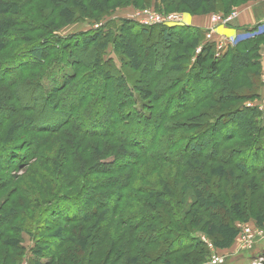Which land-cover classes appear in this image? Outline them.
Listing matches in <instances>:
<instances>
[{"label": "trees", "instance_id": "trees-1", "mask_svg": "<svg viewBox=\"0 0 264 264\" xmlns=\"http://www.w3.org/2000/svg\"><path fill=\"white\" fill-rule=\"evenodd\" d=\"M9 1H14V5L0 0V171L5 172L3 157L14 154L21 146L28 156L22 158L25 162H20L19 168H32L27 170L31 178L25 182L23 177L20 187L24 188L22 192L19 189L17 206L7 217L0 214V264L21 261V249L8 235L16 237L14 225L20 227L32 214L37 215L33 229L37 246L30 253H41V259H48H30L27 264H177L173 257L184 253L188 264H203L207 244L196 238L186 244L182 237L181 224L190 213L195 212L189 223L203 216L217 230L222 226L216 219L225 220L226 212L257 210L264 214V117H260L264 98L259 93L263 89L261 71L252 55L253 46L263 43L264 35L240 42L216 58L214 44H204L206 31L189 26L146 28L121 19L124 22L120 27L114 21H105L89 34L66 37H59L56 27L40 28L45 38L22 40L33 42V46L26 54L19 51L9 56L4 50L18 45L20 35L26 34L9 28L22 25L18 22L19 10L28 4L35 6L40 0ZM53 1L62 7L69 2ZM74 1H79L81 7L73 13L85 15L81 21H91L93 12L103 14L98 18L106 16L104 7L112 0ZM162 1L165 9L190 7L185 0ZM247 1L194 0L191 13L200 11L205 16L218 10L226 16ZM139 2L147 5L150 0L134 1ZM49 8L43 7L44 18ZM9 9L12 13H8ZM132 25L140 32L130 33ZM152 29L159 30L163 42H170L180 32L193 34L198 37H193L194 42L202 45L201 52L187 59L180 54L170 57L172 50L154 58L148 39L142 46L128 39L148 37ZM111 34L113 37L108 40ZM186 37L184 40L190 38ZM48 38L63 43L59 58L52 65L65 68L60 76L61 86L54 85L46 95L39 76L32 82L23 73L25 69H18L24 62L31 66L46 64L50 56L43 44ZM184 40L180 39L174 49L181 48ZM75 41L81 43L71 44ZM130 44L132 53L144 51L139 57L142 59L136 58L138 63L132 60L131 66L130 61L123 59L125 53L133 59L125 51ZM110 46L120 67L108 57ZM160 60L169 65L168 70H156ZM128 67L138 73L133 82L140 89L132 87L138 97L136 102L128 97L129 80L134 76ZM13 70L18 72L9 78ZM149 70L156 72L150 86L144 89L143 79ZM181 82L190 83L191 89L181 86L174 98L175 110L181 109L180 113L165 109V115L161 111L152 116L153 102L165 104L167 93ZM22 87H28L26 105L16 96ZM252 100L261 101L262 112L245 106L246 101ZM146 101L152 105H145ZM208 102L211 103L205 105ZM97 103L101 106L93 108ZM134 104H138L136 109L132 108ZM145 110L149 113L144 114ZM189 113L191 117L183 120ZM162 116L164 120L168 118L167 124L159 122ZM37 120L44 122L29 126ZM173 121L177 123L172 124ZM187 128L195 132L193 141L182 137ZM241 130L249 131L248 143L239 150L224 149ZM36 133L41 136L35 140L23 139ZM216 134L220 141L210 143L209 137ZM244 178L253 181L243 183ZM5 184L0 182L1 190ZM223 195L230 199L231 211L214 207L223 204ZM49 204L51 208L46 207ZM40 246L45 250L40 252Z\"/></svg>", "mask_w": 264, "mask_h": 264}, {"label": "rangeland", "instance_id": "rangeland-1", "mask_svg": "<svg viewBox=\"0 0 264 264\" xmlns=\"http://www.w3.org/2000/svg\"><path fill=\"white\" fill-rule=\"evenodd\" d=\"M4 1L8 2V3H6L8 5H11V6L14 5V1H9V0H4ZM103 1L104 0H100V2H103ZM134 1L135 0H112V1H109L108 3H106V5L104 7V9L105 8L107 9L106 16H102L103 18L102 17L98 18L99 14L100 15H103V14L99 13V12H93V14L90 16L91 21L90 20L81 21L82 17H84L85 15H80L78 13L75 14L76 11L81 7V3L79 1H78V4H76V1L69 0V2L66 5L67 7L66 6L62 7V5L58 6V5H56V3H54L53 0L50 2H48V0L47 1L46 0H40V1L35 2V6L28 4L24 8H22V9L20 8L21 10H19L20 18H19L18 22H21L22 25H20V26L18 25V26L9 28L12 31L14 30V31L26 32V34L24 35L25 37H22V35L19 34L21 37L19 39L20 41L18 42L19 44L14 45L9 49L4 50V53L9 54V56H11V55L13 56L15 54H18L19 51L21 52V54L22 53L26 54V52H28L30 50V48L33 46V42H23L22 40H27V39H29V37H32L34 39L37 38L38 40H41V36H44L43 34H45V33L44 32L40 33L41 32L40 28H45L47 26H52V27L58 28V30H59L58 33L60 32L58 34V35H60L59 37H62V36L66 37V36H70L73 34L76 35V33H81V32L85 33V34H89V32L91 33L93 30L96 31L95 29L101 28L100 27L101 24L103 23V25H104L105 21H107V22L108 21L109 22L114 21L115 24L120 27L121 22H124V21H120L121 19H129L130 20L132 14L139 13L142 11H153L154 13L159 14V15H163V14L180 15L184 19L192 18L193 16H202V13H199L200 11H196V12L194 11L195 13H191L192 9L194 10V8L192 7L194 5L192 3L194 0H185L186 3L190 7L185 5L187 8L179 7V9H177V10L176 9H165V6H162V3H163L162 0H150V2L147 5L143 4L142 2L134 3ZM136 1H140V0H136ZM182 1H184V0H182ZM263 3H264V0H249L246 3L238 6L235 9H233L231 11V13L236 12L237 16H239V14L241 13L242 7H245L246 5L247 6H249V5L253 6L254 5L253 6V7H255L254 11L257 14V13H260L261 10L263 9V6H262ZM47 5H49L50 8L48 9V11H46L47 12L46 17L48 16L46 19V17L44 18V16H43L42 9L44 6H47ZM84 5H87V3H84ZM57 8H58V10L60 9L61 11L60 12L55 11L56 12L55 13L54 10ZM86 11H87V13L89 12L88 10H86ZM73 12H75V13H73ZM8 13H12V10L9 9ZM206 14L209 15V22H211V26H214V23L211 20L212 16H221L222 15L219 13L218 10L212 11V13H206ZM30 18H32L33 21H31ZM79 21H81V22H79ZM221 26H223V25H221ZM33 28L35 30L32 33H29L30 31L33 30ZM129 30H130V33H132L131 31H133L135 33L140 32L139 28L135 25L130 26ZM134 34H132V35H134ZM148 35H149L148 37L143 36L142 38H141V36H136L134 38H133V36H130V37H128V39H134L135 44H139V45L141 44V46H142L143 42L145 41V39H148V41H150L149 48L151 50H153V52L155 53L154 58H156L157 55H163L164 53L169 54L172 50L173 51L171 52V54H169L170 57L172 55L180 54L181 58H187V59L189 58V56L193 57V55L201 52L200 49H201L202 45L201 44L198 45L197 43L194 42L193 37H195V36H192L193 34L187 35V33L185 34V33L180 32V33H178V36L172 37L173 39L170 42H163L162 35H161V33H159L158 29L150 30ZM186 36H189L190 38H188L187 40H184L187 38ZM7 37H5V38H7ZM111 37H113V34L107 36V39L110 40L109 38H111ZM43 38H45V36ZM196 38H198V37H195V39ZM180 39H183L184 42H183L181 48H178V50H176V49H174V47H175V45L178 44ZM44 40H45V43L43 44V47L46 49V51L48 53L47 56H50L49 59L47 58L46 64L43 66H36V65L31 66L30 64H26V62H24V64H23L24 66L23 67L20 66L18 70L25 69L23 73H25L27 78L29 79V81H32V82L36 78L38 80V76H39L41 78V79H39L40 80L39 82L41 85H43L46 95H48L50 90L52 89V87L54 85H57L58 87L61 86L60 76H62V73H63V70L65 67L62 65H58V66L52 65V61L59 58V55H58L59 47H62L63 43L61 44V43L55 41V39L52 41L50 38L44 39ZM76 42L77 41L72 42L71 44H75ZM77 43H81V41H78ZM128 47H129V49H128ZM132 47L133 46L131 44L127 45L125 51L127 53H129L130 57H132L133 59H130L126 53L124 54L125 58H123L124 62L128 63L130 61V66L132 65L133 61L134 62L136 61V58L142 59L139 57L142 56V52H144V51L137 52V50H136L135 52L132 53V51H131ZM187 48H190L191 50L186 51L185 49H187ZM253 48H254L253 49L254 51H253L252 55H254V59L259 66V69H260L259 73H260L261 64L259 65V62H260V57L263 53L264 42L261 43L259 46L254 45ZM134 50H135V48H134ZM113 53H114V51H113L112 47L110 46L109 49H107L108 57H110L111 59L113 58L117 67H120L119 60H118L117 56L114 55ZM22 61H25V60H22ZM138 62L139 61H136V63H138ZM155 67H156V70L158 72H162V70L164 68H165V70H168L169 65H167L165 63V61L163 62V60H160ZM18 70L17 71L13 70L8 75V77L12 78L15 75V72H18ZM156 70L155 71L149 70L150 72L147 71V73H145V78L143 79V82H145L146 85L144 86L141 84L144 87V89L148 88L150 86V84H151L150 80L153 79V75L156 72ZM128 71L130 72L131 76L134 75L132 77V79L129 80L130 83L128 84L129 86H128V90H127L128 97L131 98V100L136 102V100H138V97H137L136 92L132 89V87L136 88L137 90L140 89L139 87H137V83H135L136 81L133 82V80H136V78H138V73L133 72V69H131L130 67H128ZM85 72H86V70H85ZM100 83L103 84L102 81H100ZM156 84H157V82L155 83V85ZM183 84H184L183 82L179 83V85L175 86V88L173 90H171L170 92L167 93V95H166L167 97H165L166 100H165V98L163 99V101L164 100L166 101L165 104H161L162 102L155 104V102H153L154 110H151L153 113L152 116H154V115L157 116L158 113L161 111H162V115L163 114L165 115V113H164V112H166L165 109L171 110L172 113H177V114L180 113L181 109L179 111L175 110L176 109V107H175L176 103H175L174 98L177 97L176 95L181 90V86L185 87V88H190V83L186 82L184 84V86H183ZM156 89L157 88L154 86L155 91H156ZM190 89L188 90V93H189ZM18 90H19V88H18ZM27 90H28V87H22L19 90L20 95H16L18 97V100L23 101L22 102L23 105L27 104V98L29 97L28 96L29 94L26 93ZM121 91L123 92L124 89H122ZM25 93L28 95H26ZM259 93L263 99L264 98V87ZM70 96H73V94ZM169 97H171V98H169ZM91 101H93V100H90L89 102H91ZM191 101H193V100H191ZM128 102H129V100H128ZM252 102H254V104L255 103L260 104L261 101L260 100H258V101L252 100ZM252 102L246 101L245 104L252 103ZM94 103H96V99L94 100ZM129 103H131V102H129ZM129 103L126 106V108L128 110L130 108ZM144 103H145V105H149L152 102L148 103L146 101ZM188 103L191 104L192 102H188ZM210 103L211 102H208L205 105H209ZM10 105H15V103H11ZM95 105H96V108H97V106H101L99 103H97V104H93V108L95 107ZM105 107H107V105ZM136 107H138V104L132 105L133 109H136ZM233 107H235V106H233ZM233 107L230 109H234ZM149 109H151V108H149ZM199 110H200V108L195 110V112L199 111ZM258 111L262 112L263 110L262 111L258 110ZM147 112L149 113V111H146V112H144V114H147ZM190 114H192V113H189L185 117H183V120H186L188 117H191ZM261 115H263V117H264V112L260 113V117H261ZM158 120L161 123H164V122H166V124L168 123V118H166L164 120L163 116L159 117ZM44 121L47 122L46 118L44 119ZM44 121H42V120L38 121L37 120V121H35L34 124H30L29 126L35 127L37 125L36 124L37 122L43 123ZM258 122L261 123V119L258 120ZM176 123L177 122H175V121L172 122V124H176ZM186 130L187 131L182 132L183 133L182 137L191 138L193 141L194 140L193 137L195 135V132H192V131H194V130H189L188 128ZM40 136H41L40 134L36 133V135H29L27 137H24L23 139L29 140L31 138L32 139L34 138V140H35V138H39ZM236 136L237 137L233 138L234 140L230 141L228 144H226L224 146L225 147L224 149L239 150V149H241L240 146H243V144H247L248 139L251 138L249 136V131H243V130L238 131V134H236ZM209 138H210L209 139L210 143H213L215 141H217V142L220 141L219 138L217 137V134L214 136H210ZM210 145H209V147H210ZM205 153L209 154L210 150H206ZM26 155L27 154L25 151V147L21 146V149L16 150V152L14 154L7 153L3 157L4 160H2V162H3L2 166L5 168V172L0 171V180H1L0 182H1V184L7 183V184H5L6 188L4 190H1L2 188L0 186V208L2 209V211H0V214L3 217H7L9 215V212H11L14 205L17 206L16 200L19 198V195L21 194V192L23 191V188H24V187L23 188L20 187L21 184L23 183V177H25V182L27 181L26 178L30 177V174L27 172V170H29V172H30L32 167L31 168H22V169L19 168L20 164H22L20 162H25L23 159H24V157L28 156V155L27 156ZM247 165H249V164H247ZM227 169L229 170V167H227ZM260 179H261V176H258L257 177L258 182H261ZM252 181L253 180H251V178L249 180L245 179V178L243 179V183L250 184ZM19 189L21 192L19 191ZM53 191H56V190H52V192ZM9 192H10V194H9ZM224 197H226V196H224ZM224 197H222V201H223L224 205L218 203L214 207L219 208L221 206L220 208L223 207L224 209H228L229 211H231L230 199L227 197L226 198H224ZM54 202H52V203H54ZM47 206H48V208L49 207L51 208L52 204L46 205V207ZM42 207H45V205H43ZM194 214H195V212L193 211L192 213H190L187 216L186 219L183 220V222L181 224V227L183 226L182 228H184V232L182 234L183 235L182 237L185 238L186 244L190 243V238H193V239L196 238L197 240H199L201 238L202 240H204L206 242V244H208L210 246V248H207L208 253H206L207 255H206V257H204L203 264H253V262L256 261L257 259H263L264 260V214L263 213H260L257 210H253L252 213L251 212L250 213H242L241 212L240 214H236V211L234 214H228L226 212V213H224V215L226 216L225 220L221 221V219H218V218L216 219L217 223H219V225L222 226V227H219L220 228L219 230H217L218 228L216 229V227H214V225H212L210 223V221L207 222L208 218L203 217V216H199L197 221H194L192 224L189 223L190 220L193 218ZM32 215H33L32 218H25L28 221H23L21 223L20 227L16 228V225H14V228L12 230L16 234V237L15 236L13 237L12 234L8 235V237L10 236L12 238V240H14L13 242L15 244H17L21 249V252H22L21 254L23 257L21 256L19 258V260H21L19 262V264H23V263L27 264L28 260H30V259L31 260H37L39 262L45 261L46 259H48L45 256L43 257V259H41V257H42L41 253H37V254H33V252H32V254L30 253L31 248L35 247V249H34V251H35L36 246H37V244L34 241L35 230H33L34 226L37 225V222H35L37 215L36 214H32ZM224 225H226V226H224ZM56 232H53V235ZM57 235H58V233H57ZM46 238H48V237H46ZM39 249H40V252L45 250V248H43L41 246L39 247ZM173 259L177 261V264H188L186 261L185 253L180 254V255H176L175 257H173Z\"/></svg>", "mask_w": 264, "mask_h": 264}, {"label": "crops", "instance_id": "crops-1", "mask_svg": "<svg viewBox=\"0 0 264 264\" xmlns=\"http://www.w3.org/2000/svg\"><path fill=\"white\" fill-rule=\"evenodd\" d=\"M254 6V5H253ZM251 5L241 8V13L231 23L225 26H218L215 29V35L218 38L224 37L227 41H233L226 46L222 55L228 49L234 48L238 43L254 39L255 37L264 35V3L263 9L260 13H255V7ZM186 26L194 27L202 31H207L211 28L209 22V15L193 16L192 18L185 19ZM221 55V57H222Z\"/></svg>", "mask_w": 264, "mask_h": 264}, {"label": "built area", "instance_id": "built-area-1", "mask_svg": "<svg viewBox=\"0 0 264 264\" xmlns=\"http://www.w3.org/2000/svg\"><path fill=\"white\" fill-rule=\"evenodd\" d=\"M237 17V13H230L226 16H212L211 20L214 23V26H211V28L207 29L206 33H205V41L204 44H214V48L216 51L215 57L218 58L222 55V53L224 52V49L226 48L227 45H229L231 42L233 41H227L225 40L224 37H221V39H219V36H216L215 33V29L218 26H225L229 23H231L233 20H235V18ZM128 20L132 23H135L139 26L142 27H154V26H167V27H178V26H186L187 23H185V19L183 17H181L180 15H159L154 13L153 11H142L139 13H134L131 15V19H125ZM227 44V45H226ZM259 64H261V75H260V79H261V83L262 86L264 87V48H263V53L260 57V62ZM247 108H252V107H257L258 110L262 111L263 110V106L258 103H247L245 105ZM201 239V238H200ZM202 240V239H201ZM205 244L206 242L204 240H202ZM208 248H210V246L207 244ZM26 264V263H23Z\"/></svg>", "mask_w": 264, "mask_h": 264}, {"label": "bare ground", "instance_id": "bare-ground-1", "mask_svg": "<svg viewBox=\"0 0 264 264\" xmlns=\"http://www.w3.org/2000/svg\"><path fill=\"white\" fill-rule=\"evenodd\" d=\"M253 264H264L263 259H257L256 261L253 262Z\"/></svg>", "mask_w": 264, "mask_h": 264}]
</instances>
